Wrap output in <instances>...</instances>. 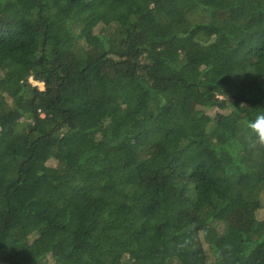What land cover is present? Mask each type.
<instances>
[{"label":"trees","instance_id":"trees-1","mask_svg":"<svg viewBox=\"0 0 264 264\" xmlns=\"http://www.w3.org/2000/svg\"><path fill=\"white\" fill-rule=\"evenodd\" d=\"M259 112L264 0H0V264H264Z\"/></svg>","mask_w":264,"mask_h":264},{"label":"clouds","instance_id":"clouds-1","mask_svg":"<svg viewBox=\"0 0 264 264\" xmlns=\"http://www.w3.org/2000/svg\"><path fill=\"white\" fill-rule=\"evenodd\" d=\"M248 132V145L252 149L264 150V112L245 122Z\"/></svg>","mask_w":264,"mask_h":264},{"label":"rangeland","instance_id":"rangeland-1","mask_svg":"<svg viewBox=\"0 0 264 264\" xmlns=\"http://www.w3.org/2000/svg\"><path fill=\"white\" fill-rule=\"evenodd\" d=\"M39 85H41V84H39ZM251 218H252L251 216H250V218H247V222H249L251 220Z\"/></svg>","mask_w":264,"mask_h":264}]
</instances>
